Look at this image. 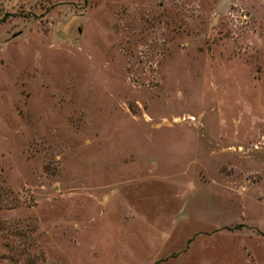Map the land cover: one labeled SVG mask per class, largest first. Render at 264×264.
Masks as SVG:
<instances>
[{"label":"rangeland","instance_id":"obj_1","mask_svg":"<svg viewBox=\"0 0 264 264\" xmlns=\"http://www.w3.org/2000/svg\"><path fill=\"white\" fill-rule=\"evenodd\" d=\"M0 189V264H264V0H0Z\"/></svg>","mask_w":264,"mask_h":264},{"label":"trees","instance_id":"obj_2","mask_svg":"<svg viewBox=\"0 0 264 264\" xmlns=\"http://www.w3.org/2000/svg\"><path fill=\"white\" fill-rule=\"evenodd\" d=\"M0 199H1V197L3 196V194H2V190L0 189ZM4 193V192H3ZM157 262V261H156Z\"/></svg>","mask_w":264,"mask_h":264}]
</instances>
